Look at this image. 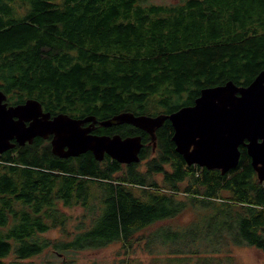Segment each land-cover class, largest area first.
I'll return each mask as SVG.
<instances>
[{
    "label": "trees",
    "instance_id": "obj_1",
    "mask_svg": "<svg viewBox=\"0 0 264 264\" xmlns=\"http://www.w3.org/2000/svg\"><path fill=\"white\" fill-rule=\"evenodd\" d=\"M262 70L264 0H0V90L17 102L36 98L52 113H172L203 88L247 86ZM14 152L0 155V264L50 247L65 253L120 242L131 253L138 233L189 206L199 213L190 225L145 237L144 251L166 254L160 264H217L221 240L264 252V182L247 150L225 175L188 167L171 138L160 155L143 153L144 170L91 153L75 167L49 151L38 159ZM60 205L81 207L83 220L72 237L53 241L46 232L67 223Z\"/></svg>",
    "mask_w": 264,
    "mask_h": 264
},
{
    "label": "water",
    "instance_id": "obj_2",
    "mask_svg": "<svg viewBox=\"0 0 264 264\" xmlns=\"http://www.w3.org/2000/svg\"><path fill=\"white\" fill-rule=\"evenodd\" d=\"M7 98L0 90V153L17 144L32 142L35 137L53 135L54 152L61 157H76L90 150L99 160L106 154L119 163L141 160L140 136L93 134L92 126L83 125L85 121L95 120L94 116L79 119L59 113L52 118L36 98L9 107L3 103ZM167 120L175 130L172 140L176 151L188 165L218 169L225 175L239 166L240 147L244 145L257 177L264 181V70L247 86L229 80L203 88L193 105L170 114L151 116L124 111L101 124L129 123L155 136L156 130Z\"/></svg>",
    "mask_w": 264,
    "mask_h": 264
},
{
    "label": "rangeland",
    "instance_id": "obj_3",
    "mask_svg": "<svg viewBox=\"0 0 264 264\" xmlns=\"http://www.w3.org/2000/svg\"><path fill=\"white\" fill-rule=\"evenodd\" d=\"M156 3H170L175 0H154ZM141 168L144 170V163L141 164ZM170 170L169 166H166ZM163 174H154L150 180L157 181L163 185ZM187 182L181 184L182 188H185ZM60 210L66 215L65 226L54 228L46 232L45 236L53 241H60L63 238H67L66 233L70 234V237L77 231L76 225L81 223L83 220V210L82 208H69L60 205ZM196 208L189 206L185 209L179 216L172 218L170 220L159 222L153 224L152 227L141 231L135 237V245L133 249L130 248V244H127L128 249L135 251L134 253H125V248L122 247L120 242H114L109 246L100 249H86L77 252H61L55 251L52 247L46 249L41 254L28 258L26 260H18L15 255H12L5 259L7 264H127V263H141V264H151L154 261L160 264V260L165 257V255L150 254L144 251L142 248L144 246L145 237L151 235V233L159 226L173 227H185L190 225L195 219H197ZM87 221V219H85ZM184 229V228H181ZM219 235H217L211 242L210 246L214 245L218 240ZM140 238H143L140 240ZM199 244L200 241L196 240ZM225 240H221L220 247L224 246L221 253L213 254L212 256L216 258L217 264H264V252L254 246L248 245H235L231 247L225 246ZM160 245V244H159ZM163 245L158 246L161 248ZM165 249H168L165 247ZM211 255V254H209ZM226 261H229L228 263ZM191 264H194L192 261Z\"/></svg>",
    "mask_w": 264,
    "mask_h": 264
},
{
    "label": "flooded vegetation",
    "instance_id": "obj_4",
    "mask_svg": "<svg viewBox=\"0 0 264 264\" xmlns=\"http://www.w3.org/2000/svg\"><path fill=\"white\" fill-rule=\"evenodd\" d=\"M23 102H25V100L22 101V102H17L16 100H11L9 97L7 98V100H3V103H7L8 107L11 106V105H18V104L23 103ZM43 110H44V112H50L52 118L54 116L58 115L59 113H65V112L52 113L50 110H46L44 108V106H43ZM66 114H68V113H66ZM161 114H170V113H166V112L161 110L159 113L152 114L151 116H158V115H161ZM70 116L73 117V118H79V119L91 118L92 116H94L95 120L85 121V123L83 125L84 127H88V126L91 127L92 126V128H93L92 133L93 134L109 135V136L120 135L122 138L140 136L141 137V143H142V147H141V150H140L141 160L139 162H133V163H129V164L120 163V164H124L127 167L132 165V164H135V163H139V164L144 163V167L146 169L147 166H148V162H147V158L146 157L143 158L144 157L143 153L151 155V156L160 155V153H159L160 149L162 148L165 151V148H167L170 145V138L172 140V136H173L174 131H175L170 120H167L161 127H159L156 130V132H155V136H152L150 133H148L144 129H141V128H139L137 126H134L132 124H129V123H123V124L111 125V126H103L101 124V122L109 119L110 117L106 118V119H98L95 115H92V114H87V115L79 116V117H76V116H73V115H70ZM129 125H132L134 127H131ZM99 126H101L102 128H105L106 131L99 132L98 131V127ZM52 139H53V135H50L48 138H45V137H42V136H38V137H35L32 142L27 141L24 145L17 144L13 149L6 150L3 153H0V155L7 156L9 151H13V150H15L14 154H19L21 152H26V151L30 150L31 152L34 153L36 159H38V156L39 157L45 156L46 152L49 151V152H51V154L54 157H57L60 160H63V161L69 160L68 161L69 165H73L75 167H76V161L74 159H78V158H80V157H82L84 155L90 154V153L93 154V156L95 157L94 153L92 151H90V150L87 151L86 153H82V154H80L79 156H76V157H74V156L61 157L60 155H58V154H56L54 152V147L52 145ZM13 141L15 142V140H13ZM240 150L241 151L242 150H247V148L244 145H241ZM108 156L109 155L106 154L104 159H102V160H99L96 157L95 158L97 160H99V161H103ZM110 159L113 160L112 157H110ZM174 164L170 163L169 167L170 168H172V167L174 168L175 167ZM187 166L188 167H193V166L194 167H200L199 165H188V164H187ZM202 168H204V167H200V170H202ZM212 171H218V169H214Z\"/></svg>",
    "mask_w": 264,
    "mask_h": 264
}]
</instances>
